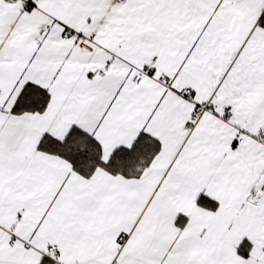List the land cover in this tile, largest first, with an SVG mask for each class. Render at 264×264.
<instances>
[{"label":"snow or ice","instance_id":"1","mask_svg":"<svg viewBox=\"0 0 264 264\" xmlns=\"http://www.w3.org/2000/svg\"><path fill=\"white\" fill-rule=\"evenodd\" d=\"M0 264H264V0H0Z\"/></svg>","mask_w":264,"mask_h":264}]
</instances>
